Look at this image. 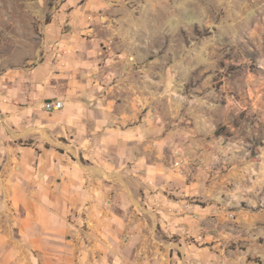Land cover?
Instances as JSON below:
<instances>
[{
  "label": "rangeland",
  "instance_id": "1",
  "mask_svg": "<svg viewBox=\"0 0 264 264\" xmlns=\"http://www.w3.org/2000/svg\"><path fill=\"white\" fill-rule=\"evenodd\" d=\"M91 61L112 73L113 109L137 117L138 217L162 204L181 220L183 237L159 229L161 264H264V0H0V193L35 192L18 160L54 144L43 95ZM0 195L2 234L18 203Z\"/></svg>",
  "mask_w": 264,
  "mask_h": 264
},
{
  "label": "crops",
  "instance_id": "2",
  "mask_svg": "<svg viewBox=\"0 0 264 264\" xmlns=\"http://www.w3.org/2000/svg\"><path fill=\"white\" fill-rule=\"evenodd\" d=\"M79 65L75 62L66 75L55 73L59 87L43 95L44 101L64 104L51 113L56 114L49 126L56 135L53 146L36 145L35 167L32 157L18 160L25 178L32 170L39 172L35 192L0 193L17 197L13 202L18 203V211H12L15 225L0 234V264H161L155 253L159 229L183 237L175 226L181 220L167 215L162 204L161 217L153 215V223L138 217V189L127 177L138 156L133 150L136 114L113 109L111 72L95 61ZM64 148L72 156L57 151ZM10 149L18 153L17 147ZM161 195L155 191L147 197ZM170 257L171 264H180L178 252Z\"/></svg>",
  "mask_w": 264,
  "mask_h": 264
},
{
  "label": "built area",
  "instance_id": "3",
  "mask_svg": "<svg viewBox=\"0 0 264 264\" xmlns=\"http://www.w3.org/2000/svg\"><path fill=\"white\" fill-rule=\"evenodd\" d=\"M64 107V104L60 100L52 99V100H47L44 101L43 103V109L46 113H55L57 111H60ZM7 157H6V152H5V147L1 138V133H0V177L3 174V171L6 167L7 164Z\"/></svg>",
  "mask_w": 264,
  "mask_h": 264
}]
</instances>
